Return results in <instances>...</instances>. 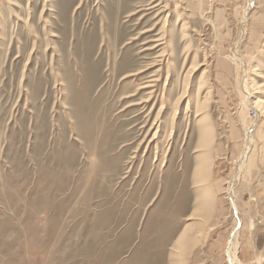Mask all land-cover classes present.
Listing matches in <instances>:
<instances>
[{
  "label": "rangeland",
  "instance_id": "1",
  "mask_svg": "<svg viewBox=\"0 0 264 264\" xmlns=\"http://www.w3.org/2000/svg\"><path fill=\"white\" fill-rule=\"evenodd\" d=\"M243 81L264 109V0H0V264H264Z\"/></svg>",
  "mask_w": 264,
  "mask_h": 264
},
{
  "label": "bare ground",
  "instance_id": "2",
  "mask_svg": "<svg viewBox=\"0 0 264 264\" xmlns=\"http://www.w3.org/2000/svg\"><path fill=\"white\" fill-rule=\"evenodd\" d=\"M247 12V11H246ZM247 14V13H246ZM239 58V57H238ZM244 67V65H242ZM243 88L244 90L246 91V93L248 94V96H246V102L249 106L253 107L254 109L257 110L258 113H260V115H264V109L261 108L260 104H258V102L256 104H254L250 98L252 96V93L250 91V89L248 88V86L245 84V82L243 81ZM260 98V97H259ZM259 101V100H258ZM256 126V122L253 123L251 125V127L249 128V130L247 131V144H246V151L244 152V154L242 155V157L239 159L240 161V164L242 166L245 165V158H246V155H247V150L250 146V143L252 142V132H253V129L255 128ZM204 141L207 140V137L205 136L204 138ZM209 139V137H208ZM204 175V172H203V166L202 165H199L198 169L196 170V176L197 177H202ZM231 183V182H230ZM229 183V185H231ZM204 196H207L204 197L206 198V201L209 202L211 201L209 198L211 197H208V195H204ZM213 198V197H211ZM202 200V199H201ZM200 201V200H198ZM231 205L233 206V208H235V210L238 212V208L236 206V203L234 201V198L232 199V202H231ZM200 211V207L196 210V212H194L192 215L193 216H190V219H193V218H196V217H199V212ZM203 212V211H202ZM204 213V212H203ZM198 215V216H196ZM202 219V218H201ZM201 221V220H200ZM193 222V221H192ZM193 225L194 224H190L187 226V228H185L183 230V232L181 233L180 237L178 238V240H176V244L175 245V251H177V255L180 257V256H185L186 257V252L189 250V249H192L193 246H195V244L198 242L199 240V237L201 236L202 234V228H200L201 225L197 226L198 229H195L193 231ZM197 225V224H196ZM195 225V226H196ZM237 237V233L235 232L234 234V238ZM231 246L229 247V250H228V260H229V264H240V261L238 260L237 258V246H238V243L235 241H231ZM197 245V244H196ZM185 254V255H184ZM188 254V253H187Z\"/></svg>",
  "mask_w": 264,
  "mask_h": 264
}]
</instances>
